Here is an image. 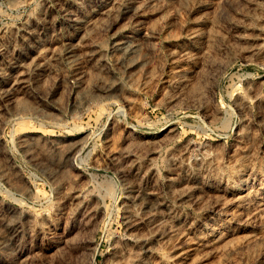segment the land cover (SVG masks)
<instances>
[{
    "label": "rangeland",
    "instance_id": "obj_1",
    "mask_svg": "<svg viewBox=\"0 0 264 264\" xmlns=\"http://www.w3.org/2000/svg\"><path fill=\"white\" fill-rule=\"evenodd\" d=\"M0 264H264V0H0Z\"/></svg>",
    "mask_w": 264,
    "mask_h": 264
},
{
    "label": "bare ground",
    "instance_id": "obj_2",
    "mask_svg": "<svg viewBox=\"0 0 264 264\" xmlns=\"http://www.w3.org/2000/svg\"><path fill=\"white\" fill-rule=\"evenodd\" d=\"M149 2H152L153 0H148ZM140 6H126L125 8H122V11L125 12V13H130V12H134V10L138 9ZM113 8V7H112ZM110 8H108L109 10ZM114 9V8H113ZM107 12H110L108 11ZM113 12V10L111 11ZM130 40V39H129ZM126 42V41H125ZM133 41L130 40V44L128 45L127 48H125V53L127 56H132L135 52H136V49H137V46L138 44L137 43H132ZM117 47L120 49H123L124 48V41H121V42H117L116 43ZM86 72H81L79 75H78V81L81 83L83 82L85 79H86Z\"/></svg>",
    "mask_w": 264,
    "mask_h": 264
}]
</instances>
